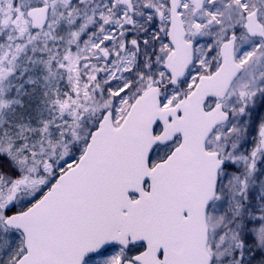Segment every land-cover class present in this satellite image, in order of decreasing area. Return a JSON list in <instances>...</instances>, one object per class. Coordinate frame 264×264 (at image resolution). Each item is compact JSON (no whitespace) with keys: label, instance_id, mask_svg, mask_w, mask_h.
<instances>
[{"label":"snow or ice","instance_id":"obj_1","mask_svg":"<svg viewBox=\"0 0 264 264\" xmlns=\"http://www.w3.org/2000/svg\"><path fill=\"white\" fill-rule=\"evenodd\" d=\"M0 264H264V0H0Z\"/></svg>","mask_w":264,"mask_h":264}]
</instances>
